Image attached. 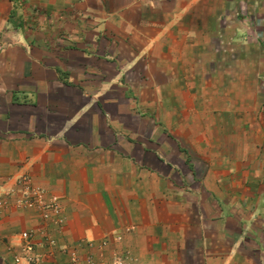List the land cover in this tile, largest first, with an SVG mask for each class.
<instances>
[{
	"label": "crops",
	"instance_id": "0c3cea01",
	"mask_svg": "<svg viewBox=\"0 0 264 264\" xmlns=\"http://www.w3.org/2000/svg\"><path fill=\"white\" fill-rule=\"evenodd\" d=\"M263 4L0 0V264H264L263 105L206 53Z\"/></svg>",
	"mask_w": 264,
	"mask_h": 264
},
{
	"label": "rangeland",
	"instance_id": "374dc122",
	"mask_svg": "<svg viewBox=\"0 0 264 264\" xmlns=\"http://www.w3.org/2000/svg\"><path fill=\"white\" fill-rule=\"evenodd\" d=\"M264 5V4H263ZM249 7V4L247 5ZM233 7V6H232ZM264 8V7H263ZM245 10V9H244ZM264 11V10H263ZM237 12L235 11L234 8L231 9V16H236ZM235 20H231L228 26H224L223 32L221 34H218L220 39H216L213 48L211 46L207 50V56L211 57V54L213 55V58L217 59H224L225 62L226 60H229L231 63H229L228 67H224L223 69V74H229L231 81L234 79H237V75H240V89L242 88V85L244 84L245 87V99L247 103V107H254L257 105L262 104L263 109L262 113L264 116V27L262 30V36L259 35H242L241 38H238V40L242 44L240 47L238 46L234 40H232L234 37L233 36V30L234 28L232 27L233 23ZM247 24L249 25V22L252 20H246ZM245 23V24H246ZM247 25V27H249ZM258 37V40L263 48L261 50L253 51L252 49V44L254 42V37ZM243 46V47H242ZM257 57L258 59L261 60L262 65L259 66L258 64L255 66L253 60ZM245 61L246 65L245 66H237L236 63L237 61ZM216 67V71L222 70V67ZM218 73V72H217ZM221 73V72H220ZM242 75V76H241ZM241 77H244V79L241 81ZM230 89L233 90L235 88L234 83H230ZM233 91L230 92L232 94ZM238 100L241 102V98ZM237 98H231L230 101L235 102ZM251 122H254L255 116L253 114L247 116ZM258 118V117H257ZM47 198V199H46ZM44 199L47 202H50L54 200L52 197L49 199L48 196L44 195ZM122 256V255H121ZM126 259L119 258L115 260L116 264H125ZM91 264V263H90ZM127 264V262H126Z\"/></svg>",
	"mask_w": 264,
	"mask_h": 264
},
{
	"label": "built area",
	"instance_id": "2783aa9c",
	"mask_svg": "<svg viewBox=\"0 0 264 264\" xmlns=\"http://www.w3.org/2000/svg\"><path fill=\"white\" fill-rule=\"evenodd\" d=\"M3 51V47L0 46V52ZM10 196V195H9ZM36 195H33V196H30V195H27V197L30 199V198H33L35 197ZM4 195L1 196L0 198V212H4L6 207L8 206V201L4 199ZM38 200L39 202H41V208L43 207V210H44V213H43V216L45 219H50L53 215V213H56L57 210H59V199L58 198H53L54 200L50 201V202H47L45 201L44 199V195L43 194H39L38 196ZM7 199V197H5ZM36 198V197H35ZM50 211H45V210H49ZM23 241H25V244L23 245V250L25 252H31L32 251V236L29 232H24L21 234V237H20ZM90 261V260H88ZM78 264H82V263H78ZM90 264V262H89Z\"/></svg>",
	"mask_w": 264,
	"mask_h": 264
}]
</instances>
